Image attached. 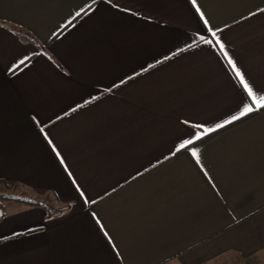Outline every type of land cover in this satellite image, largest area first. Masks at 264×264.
Wrapping results in <instances>:
<instances>
[{"label":"crops","instance_id":"crops-1","mask_svg":"<svg viewBox=\"0 0 264 264\" xmlns=\"http://www.w3.org/2000/svg\"><path fill=\"white\" fill-rule=\"evenodd\" d=\"M229 58L264 94V0H0V185L36 203L0 264H264V109L206 133L251 103Z\"/></svg>","mask_w":264,"mask_h":264},{"label":"snow or ice","instance_id":"snow-or-ice-1","mask_svg":"<svg viewBox=\"0 0 264 264\" xmlns=\"http://www.w3.org/2000/svg\"><path fill=\"white\" fill-rule=\"evenodd\" d=\"M193 3L195 4L196 0H193ZM205 23H207V21H205ZM213 35H215V33H213ZM208 43H211V41H208ZM221 48H223V45H221ZM20 63L23 64L24 61L22 60ZM229 63L231 64L233 71L235 72L236 76L238 77L243 90L246 92L247 97L251 100V103L246 102L245 106L243 107V109L239 113V115H233L231 120H226L224 123L217 124L216 128L206 129V133L216 131L217 128H223L227 124H231L234 121L239 120L241 117L247 116V115H249L255 111H258L260 109H264V94H260L253 89V87L250 85V83L246 80L243 73L238 69L235 62L231 60V58H229ZM196 127H202V125H197ZM194 135H195L196 140L201 139V135H199V134H194ZM192 143H193V140L189 139V140L185 141L184 143H182L180 145V147L185 148L188 145H191ZM192 155L198 156V154L195 151H193Z\"/></svg>","mask_w":264,"mask_h":264},{"label":"trees","instance_id":"trees-1","mask_svg":"<svg viewBox=\"0 0 264 264\" xmlns=\"http://www.w3.org/2000/svg\"><path fill=\"white\" fill-rule=\"evenodd\" d=\"M7 188H14V186H7ZM11 200L19 201V202L24 203V204H31V205L36 204V203L29 201V200H23V199L15 198L12 196L0 194V201H1L0 202V208H2V206H3V201H11Z\"/></svg>","mask_w":264,"mask_h":264},{"label":"rangeland","instance_id":"rangeland-1","mask_svg":"<svg viewBox=\"0 0 264 264\" xmlns=\"http://www.w3.org/2000/svg\"><path fill=\"white\" fill-rule=\"evenodd\" d=\"M1 193H5L7 194V196H13V195H18L19 192L15 188H7L3 185H0V194ZM5 202H8V201H3V205Z\"/></svg>","mask_w":264,"mask_h":264}]
</instances>
